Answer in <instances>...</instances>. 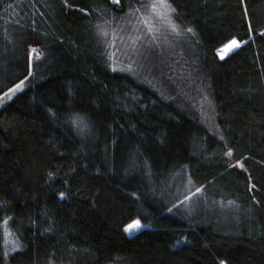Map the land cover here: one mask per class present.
Listing matches in <instances>:
<instances>
[{"label":"trees","instance_id":"16d2710c","mask_svg":"<svg viewBox=\"0 0 264 264\" xmlns=\"http://www.w3.org/2000/svg\"><path fill=\"white\" fill-rule=\"evenodd\" d=\"M167 2L158 50L138 0H0V264H264V0Z\"/></svg>","mask_w":264,"mask_h":264},{"label":"rangeland","instance_id":"374dc122","mask_svg":"<svg viewBox=\"0 0 264 264\" xmlns=\"http://www.w3.org/2000/svg\"><path fill=\"white\" fill-rule=\"evenodd\" d=\"M139 4L145 3V6H142L143 9L141 13L139 11H136V13L133 15L134 22L137 25V28H135L132 32L138 34L139 36L143 38H147V42L149 45H154L155 47H158V50L163 49H175L177 44V38L178 36L182 35L183 32H181V27L175 20L173 16V10L170 7V5L167 3L161 4L159 0H138ZM156 4L157 6L155 8H152L151 5ZM139 29V30H138ZM137 36V35H136ZM173 39V40H172ZM176 39V40H175ZM134 40V39H133ZM175 40V41H174ZM131 41V40H130ZM139 43L140 41L137 40ZM238 41V40H237ZM176 42V43H175ZM239 42V41H238ZM131 43V44H130ZM129 43V45L126 46V48L132 47L133 43L132 41ZM240 43V42H239ZM229 44V43H228ZM227 45V44H226ZM224 45V46H226ZM241 45V43H240ZM136 46V45H135ZM223 46V47H224ZM221 47V48H223ZM221 48L219 49L218 56L221 58L223 56L224 58L231 55L233 52H235L238 48L233 50L231 53L227 54L226 52L222 51ZM32 49H35V54L32 53ZM132 49V48H131ZM129 49V52H132V50ZM226 53V54H225ZM39 57V51L37 47H32L30 49V60H31V67L33 65V62L36 58ZM28 80L25 79L24 86L22 87V90L15 92V93H8V96H5L4 94L0 96V109L4 108L9 102H11L17 95L25 91L28 87ZM188 83V82H186ZM190 85V83H188ZM191 86V85H190ZM13 86L12 88H14ZM8 92V91H7ZM199 107H201V111L204 112L205 119L207 121V124L210 123L212 127V131L214 133L219 134L218 128L215 126V122L213 120V111L214 109H211L210 104L206 100H201L199 102ZM198 107V109H199ZM211 113V114H210ZM210 127V128H211ZM192 184L190 182L186 185V189H190ZM197 193V189L188 195V199H184L182 201V204L189 207L191 206V200ZM181 204V205H182ZM8 223L10 222V219H7ZM136 222V221H135ZM133 222L132 224H134ZM140 222V221H139ZM131 224V225H132ZM140 227L138 229H133L132 231H127L129 234H133L143 228V224L140 222ZM6 240L9 242H14V238L10 232H6ZM16 240V239H15ZM7 242V243H9ZM19 247H16L14 243L9 244L7 247L4 244V256L6 259H8L10 256H12L14 253L22 250V245L20 242H16Z\"/></svg>","mask_w":264,"mask_h":264},{"label":"snow or ice","instance_id":"6c2138e0","mask_svg":"<svg viewBox=\"0 0 264 264\" xmlns=\"http://www.w3.org/2000/svg\"><path fill=\"white\" fill-rule=\"evenodd\" d=\"M159 2H160L161 4H163V3H167V0H159ZM156 6H157L156 4H152V5H151L152 8H155ZM173 11H174V10H173ZM188 31H191V29H188ZM240 46H241L240 43H239L236 39H233V40H231V41L229 42L228 45H226L225 51H226V52H230V51H232V50H234V49H236V48H239ZM31 51H32L33 54H35V52H36L35 49H32ZM223 58H224V57L221 56V59H223ZM31 74H32L31 72L28 73L29 76H30ZM25 79H27V76L25 77ZM24 83H25V80H21L19 83H17V84L15 85L14 88H10V89L8 90V92L4 93V95H5V96H8V93H9V92H10V93H15V92H18V91L22 90V87L24 86ZM228 155H229V156L232 155L231 150H229ZM239 166H240L241 168H243V164H240ZM200 191H201L200 189H197V192H200ZM63 195H64V194L61 193V197H63ZM186 199H188V197H186ZM230 203H231V202H230ZM169 211H171V209H169ZM7 224H8V220H5V221H3V225H2V226H6ZM140 226H141V225H140V222H139V221H136L134 224L129 225L128 228H126L125 230H126V231H132L133 229H138ZM222 264H223V262H222Z\"/></svg>","mask_w":264,"mask_h":264},{"label":"bare ground","instance_id":"6f19581e","mask_svg":"<svg viewBox=\"0 0 264 264\" xmlns=\"http://www.w3.org/2000/svg\"><path fill=\"white\" fill-rule=\"evenodd\" d=\"M227 45H228V44H227ZM225 48H226V46H224L223 48H221V50L224 51V52H226V51H225ZM234 50H235V49H234ZM232 51H233V50H232ZM232 51H230V52H226V53L229 54V53H231ZM226 53H225V54H226Z\"/></svg>","mask_w":264,"mask_h":264}]
</instances>
